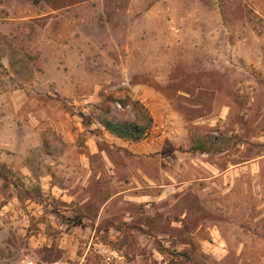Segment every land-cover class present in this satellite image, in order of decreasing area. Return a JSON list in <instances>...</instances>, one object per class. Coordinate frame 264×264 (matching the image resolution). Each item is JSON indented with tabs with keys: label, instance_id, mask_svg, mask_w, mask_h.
Returning <instances> with one entry per match:
<instances>
[{
	"label": "rangeland",
	"instance_id": "1",
	"mask_svg": "<svg viewBox=\"0 0 264 264\" xmlns=\"http://www.w3.org/2000/svg\"><path fill=\"white\" fill-rule=\"evenodd\" d=\"M0 264H264V0H0Z\"/></svg>",
	"mask_w": 264,
	"mask_h": 264
},
{
	"label": "trees",
	"instance_id": "2",
	"mask_svg": "<svg viewBox=\"0 0 264 264\" xmlns=\"http://www.w3.org/2000/svg\"><path fill=\"white\" fill-rule=\"evenodd\" d=\"M147 120L150 122V118ZM101 123L104 128L114 136L128 139L140 138L148 127L142 125L140 122H115L112 120H104Z\"/></svg>",
	"mask_w": 264,
	"mask_h": 264
}]
</instances>
